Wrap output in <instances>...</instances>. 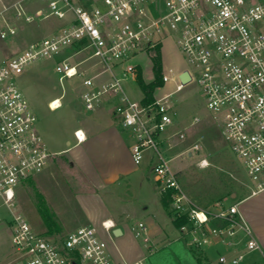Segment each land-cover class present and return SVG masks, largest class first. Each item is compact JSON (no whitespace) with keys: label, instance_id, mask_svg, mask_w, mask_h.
<instances>
[{"label":"built area","instance_id":"1","mask_svg":"<svg viewBox=\"0 0 264 264\" xmlns=\"http://www.w3.org/2000/svg\"><path fill=\"white\" fill-rule=\"evenodd\" d=\"M40 1L45 8L37 16H55L65 24L0 61V224L5 225L14 249L11 264H116L94 227H80L63 238L39 234L18 204L19 190L41 174L53 156L17 82L41 60L56 64L61 81L82 80L87 113L95 112L105 98L117 99L115 116L135 139L133 163L141 165L145 153H151L153 178L170 201L174 221L187 220L180 230L191 235L190 246L203 249L217 242L233 248L240 237H246L245 251L221 256V264H242L249 252L264 254L240 212L245 200L264 193V0H92L91 6H76L72 0ZM11 9L27 23L35 19L19 4L8 7L0 0V20L5 21ZM16 35L15 26L0 27V40ZM167 40L173 41L192 68L187 70L190 84L198 85L225 145L247 178L248 197L229 207L217 202L201 209L180 184L168 153L177 142H185L186 133H171L177 114L173 94L144 105L143 100H131L122 85L123 79L137 75L138 66L131 65L136 57L155 55ZM80 54L96 61L102 72L92 76L81 71L72 62ZM172 71L163 76L164 84L175 80ZM105 73L110 80L96 84ZM181 75L175 93L185 87ZM61 107L60 99L50 105L52 110ZM201 122L195 117L191 127ZM74 136L77 144L86 141L82 130ZM202 142L203 137L188 152L200 153ZM199 165L207 168L210 163L203 158ZM104 228L111 232L114 225L104 223ZM133 231L150 249L145 224L139 223ZM130 264H147V260Z\"/></svg>","mask_w":264,"mask_h":264},{"label":"rangeland","instance_id":"2","mask_svg":"<svg viewBox=\"0 0 264 264\" xmlns=\"http://www.w3.org/2000/svg\"><path fill=\"white\" fill-rule=\"evenodd\" d=\"M91 1L72 0V3L76 6H86ZM4 3L8 7L19 4L26 14L33 15L35 19L30 23L25 22L24 17H15V9L5 14V21L0 20V27L15 26L17 35L5 41L0 40V60L11 58L30 43L48 37L65 24V21L55 16L48 18L45 14L37 16V13L45 8L40 0H4ZM155 57L161 60L162 72L161 84L154 89L153 98L155 100L173 94L172 100L177 114L176 124L171 133L181 131L186 133L185 142H177L176 147L168 153L182 188L201 209H209L217 202H224L229 207L238 200L245 199L249 195L245 173L240 162L225 145L218 127L211 118V113L205 106L198 85L189 84L175 93L177 76L192 70L187 60L171 40H167L164 48L158 49L153 56L140 54L131 65L138 66L137 75L141 73L143 80L148 84L155 81ZM72 62L79 65L81 71L92 76L102 72L97 62L89 60L86 54L75 56ZM55 65L49 60L38 61L27 75L17 79L31 110L38 118V131L52 151L71 148L59 156L60 170L53 178L31 179L18 192V204L36 232L63 238L81 226H91L106 241L109 251H112L117 246L118 238L112 233L107 234L101 224L96 223L99 216L109 214L127 220L129 231L120 238L119 245L129 259H146L147 264H221L220 257H229L231 254L228 250H235V247L227 248L217 242L203 249L189 245L192 240L191 235L182 233L180 228L176 229L172 224L174 215L171 212L170 201L167 202L168 204L163 201L164 196L153 182L151 186H143L142 179L147 175L145 168L148 161L144 160L139 166L133 163L123 142L125 138L113 134L110 113L106 111V114L103 113V109L93 114L85 113L81 95L86 88L82 85V80L77 78L61 81L55 71ZM170 70H173L172 77L175 80L164 84L163 76ZM117 74L122 78L120 70ZM137 75L123 79L122 85L131 100L141 102L145 94L136 80ZM109 80V73H105L96 79V84L102 85ZM56 99L61 100L62 107L52 110L50 105ZM195 117H199L202 122L191 127ZM77 126L92 130L93 144L73 147L76 143L73 131ZM202 137V151L198 154L188 152ZM67 141L72 145L67 146ZM149 153H145V158ZM203 158L209 161V167L202 168L199 165ZM98 164H102L103 167ZM100 169L113 170L115 173L123 172L127 176L126 180L116 185L104 186L100 179H86V172L95 170L100 174ZM159 193L163 201V207L161 205L159 207L165 214L168 223L166 230L169 235L164 233L161 225L153 217L154 214L155 216L158 214L155 201ZM232 194H236L237 198L233 199ZM98 199L103 204L96 206L94 203ZM250 204L248 202L243 207H248ZM147 206H149L148 216L145 213ZM41 211L52 217L57 228L60 229L59 232L52 234L48 232ZM1 214H5L4 210ZM86 217L90 220L89 224ZM139 223L145 224L148 229L152 252L136 238L132 230ZM247 224L256 238L254 228ZM247 240L248 238L245 237V242ZM194 252L201 260L194 255ZM14 255L6 227L0 224V264L13 263ZM254 261L264 264V256L259 251L246 253L242 264Z\"/></svg>","mask_w":264,"mask_h":264},{"label":"crops","instance_id":"3","mask_svg":"<svg viewBox=\"0 0 264 264\" xmlns=\"http://www.w3.org/2000/svg\"><path fill=\"white\" fill-rule=\"evenodd\" d=\"M92 2H94V1H91L90 4H87L86 6H91ZM62 26L58 27V30ZM116 103H117V99L115 97L105 98L103 100V102L100 104V106L97 108V110L95 112H93V113L99 112V110H101V109L104 110L102 112L105 113V114H106V112L110 113V120H111L110 125H111V129L114 130L113 134L114 135L117 134V135L122 136V137L125 138L123 142L126 144V149H127L128 153H129V155L131 156V159H132L131 151H132V146H133V144L135 142V139H134V136L132 135V133L130 131L125 130L122 127L119 119H117V117L115 116L114 111H115ZM85 113H87V112L85 111ZM78 130H82L84 132V134L86 136V141L84 143H81V144H77V141H76V143H75V145L73 147L83 146L84 144H87V143H92L93 144L94 135H93V132H92V130L90 128H88V127L84 128V127H81V126H77L74 129V131H73V136H74V133L76 131H78ZM117 135H115V136L117 137ZM74 138H75V136H74ZM47 145H48V143H47ZM66 145L67 146H71L72 143L70 141H67ZM48 147H49L51 153L53 154V156L51 157L46 169L41 174H39L38 176L34 177L33 179L53 178V176L57 173V171L60 170L61 163L59 161V156L64 154L65 152H68L71 149L70 148V149H65V150H61V151H52V148L49 145H48ZM144 160H147L148 162H147V166L145 168V171H147V175H144V179H142L143 186L144 187H148V185L151 186L152 185L151 182H153L155 185H157L155 180H154V178H153V175H152L151 153H149V155L146 156V158ZM98 165H100V167H103V166H101L102 164H98ZM100 172H101L100 174L97 173L95 170L91 171V172H86V179H95V180L96 179H100V180H102L104 186L105 185H109L110 186V185H116V184L126 180V177H127V176H125V174H123V172H117L116 171V173H115V171H113V170L109 171L107 169H100ZM232 198L233 199L237 198V195L236 194H232ZM163 201H164V199H163ZM163 201H162V197L160 196V193H159L158 197H157V199L155 201V204L158 207L157 208V213L158 214H157V216H155V214H154L153 217H154L155 221H157V223L159 225H161L162 229L164 230V233L169 235L170 233H168L167 230H166V225H168V223H167V220H166V218L164 216L165 214L162 213V208L159 207L160 205H161V207H163L162 206V202ZM248 202L251 203V204L248 207H243V205L248 204ZM99 204H103L100 201V199L95 200L94 205L97 206ZM96 206H95V208H97ZM148 210H149V206H147L145 208V213H146L147 216L149 215L148 214ZM83 212H85V211H83ZM240 212H241L243 218L245 219V221L247 223H249L254 228V230L256 232V239L259 242V244L261 245V247L263 249V252H264V193H261V194H259L257 196H254V197H251V198L245 200L240 205ZM93 213H95V212L93 211ZM85 214L86 213H84V215ZM89 214H91V213H89ZM105 215L99 216L98 217L99 219L96 220V223L101 224L102 229L107 234H111L112 233L113 235H115V231L117 229L121 230V233L119 235H115L118 238L117 241H116V243H117L116 245L117 246H115L112 249V251L111 250L109 251L111 256H112V259L114 260V262L116 264H125V263H129L130 264V263H135V262L139 261V258H137V259L130 258L129 259V257L127 256L126 252L123 251L121 249L120 245H119L120 238H122L126 234V232L129 231V228H128V225H127V220L124 219V218H115L114 216H110L109 214H107L106 216ZM87 216H88V214H87ZM90 218L92 219L91 216H90ZM87 221H88L87 224H89L90 220L88 218H87ZM104 223L113 224L114 225V228L112 229L111 232H108V231L105 230ZM172 224H173V222H172ZM84 226H86V225H84ZM81 227H83V226H81ZM59 231H60V229L57 228V227L53 229V232H59ZM48 232H49V229H48ZM53 232H49V233L52 234ZM243 250H245V239L243 237L241 239V237H240V239L238 240V244L235 247V250H231V249L228 250V252H230V254H231L229 257H232L236 253H239V252H241ZM262 255L264 256V254H262ZM249 264H260V263L257 262V261H254V262H251Z\"/></svg>","mask_w":264,"mask_h":264},{"label":"trees","instance_id":"4","mask_svg":"<svg viewBox=\"0 0 264 264\" xmlns=\"http://www.w3.org/2000/svg\"><path fill=\"white\" fill-rule=\"evenodd\" d=\"M161 72H162L161 60L159 57H155V59H154L155 81L154 82L149 83V84L146 83L143 80L142 74L138 73L136 80H137V82H139V85L145 94V97L142 101V103L144 105H149V104L154 102V98H153L154 89L157 86H159V84H161V82H160ZM168 201H169L168 197L164 196V202H166V204H168L167 203ZM41 216H42L44 222L46 223V225L49 229V232H53V229L56 228L57 225L54 222V220L52 219V217H50V215L48 216L45 212H42V211H41ZM186 223H187V220L185 218L173 221V225L176 229H179L180 227H182ZM194 255H196V257L199 260H201V258L199 257V255L197 253L194 252Z\"/></svg>","mask_w":264,"mask_h":264},{"label":"water","instance_id":"5","mask_svg":"<svg viewBox=\"0 0 264 264\" xmlns=\"http://www.w3.org/2000/svg\"><path fill=\"white\" fill-rule=\"evenodd\" d=\"M180 80L184 86L189 85L192 82V76H191L190 72L185 71L184 73H182V75L180 76ZM120 233H121V230H119V229H117L115 231V235H119Z\"/></svg>","mask_w":264,"mask_h":264},{"label":"bare ground","instance_id":"6","mask_svg":"<svg viewBox=\"0 0 264 264\" xmlns=\"http://www.w3.org/2000/svg\"><path fill=\"white\" fill-rule=\"evenodd\" d=\"M110 225V224H109Z\"/></svg>","mask_w":264,"mask_h":264}]
</instances>
